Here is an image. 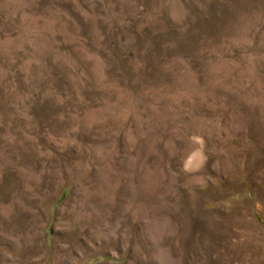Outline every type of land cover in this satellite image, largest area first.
<instances>
[{
	"label": "rangeland",
	"instance_id": "1",
	"mask_svg": "<svg viewBox=\"0 0 264 264\" xmlns=\"http://www.w3.org/2000/svg\"><path fill=\"white\" fill-rule=\"evenodd\" d=\"M0 264H264V0H0Z\"/></svg>",
	"mask_w": 264,
	"mask_h": 264
}]
</instances>
